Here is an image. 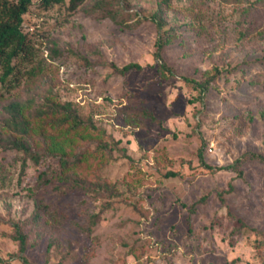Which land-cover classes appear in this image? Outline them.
Listing matches in <instances>:
<instances>
[{
    "label": "rangeland",
    "instance_id": "obj_1",
    "mask_svg": "<svg viewBox=\"0 0 264 264\" xmlns=\"http://www.w3.org/2000/svg\"><path fill=\"white\" fill-rule=\"evenodd\" d=\"M23 29L0 79V264H264V0H33ZM13 100L39 161L4 144ZM65 101L83 126L31 116Z\"/></svg>",
    "mask_w": 264,
    "mask_h": 264
},
{
    "label": "trees",
    "instance_id": "obj_2",
    "mask_svg": "<svg viewBox=\"0 0 264 264\" xmlns=\"http://www.w3.org/2000/svg\"><path fill=\"white\" fill-rule=\"evenodd\" d=\"M33 0H0V66L3 67V72L0 74V79L5 81L8 79L11 74L15 70V62L14 60L17 57H24L30 53V39L27 35V32L23 29L24 23V14L28 11L29 5ZM40 4L48 7L53 5L54 3L63 2L65 0H39ZM85 0H68V7L71 10L77 9ZM160 29L161 35L157 40V50L155 52L156 56L161 60V67L163 71L170 70L173 72V68L168 66L167 63L162 58V48L166 44V39L164 38V19L162 17H155ZM118 67V66H116ZM133 68L140 69L142 68V64L138 61H131L124 64L118 69L122 72L129 71ZM220 70H216V72L210 74L207 78L203 80H198L190 76H186V80L189 83L197 85L201 88V90L207 89L212 79L215 78L219 74ZM6 110L9 113L7 117L6 125L13 132L10 136H7L4 139L5 146L8 147H16L28 152L36 161L40 160L41 154L38 150H34L32 143L26 138H20L16 133H21L24 135H29L33 129L36 128L34 126V119L26 114V104L19 100H13L6 104ZM31 116L35 118H40L44 124L49 125L50 127H57L62 124L68 123L70 128L76 129L80 126H83L85 120L76 112L72 107L71 101L58 102L57 104H52L49 108L44 110H40L36 114H32ZM37 129L40 130L41 133H44L43 128L41 126H37ZM69 129V128H68ZM15 135V136H14ZM50 137H56L54 134H50ZM2 138H0V142ZM55 146L57 149L60 147L59 139L55 141ZM252 156L260 157L264 159V155L261 153L253 152ZM26 161H24L25 163ZM63 164H68L69 159L65 156H62ZM44 172H40V176L42 177ZM171 173H176L172 171ZM40 212L36 210L34 217H39ZM242 223L244 221L239 218ZM16 238L19 239V249H26V232L22 230H18L17 234H15Z\"/></svg>",
    "mask_w": 264,
    "mask_h": 264
}]
</instances>
